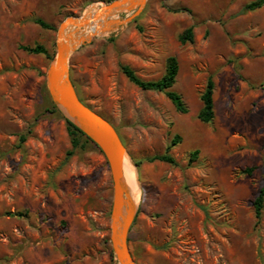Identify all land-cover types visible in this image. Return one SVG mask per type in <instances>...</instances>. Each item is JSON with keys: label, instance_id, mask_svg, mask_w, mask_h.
<instances>
[{"label": "rangeland", "instance_id": "obj_1", "mask_svg": "<svg viewBox=\"0 0 264 264\" xmlns=\"http://www.w3.org/2000/svg\"><path fill=\"white\" fill-rule=\"evenodd\" d=\"M109 1L0 0V264H118L108 165L90 144L72 148L45 79L59 23ZM252 1L145 0L69 56L78 97L111 123L132 169L136 264H264V195L258 220L252 206L264 190V5L245 10ZM188 28L191 40L180 41ZM36 44L51 58L20 48ZM170 56L184 114L120 69L155 81ZM208 77L214 117L202 123ZM162 154L174 163L151 160Z\"/></svg>", "mask_w": 264, "mask_h": 264}, {"label": "water", "instance_id": "obj_2", "mask_svg": "<svg viewBox=\"0 0 264 264\" xmlns=\"http://www.w3.org/2000/svg\"><path fill=\"white\" fill-rule=\"evenodd\" d=\"M144 2L111 0L90 5L87 12L79 16L63 19L57 27L55 56L45 74L47 92L53 105L99 149L108 165L112 189L109 242L118 264H136L127 245V234L135 211L127 200L122 183L121 163L125 148L111 123L79 100L69 76L68 59L93 37L111 33L127 24L140 12ZM124 12L132 14L117 17ZM87 28L92 31L86 33Z\"/></svg>", "mask_w": 264, "mask_h": 264}, {"label": "trees", "instance_id": "obj_3", "mask_svg": "<svg viewBox=\"0 0 264 264\" xmlns=\"http://www.w3.org/2000/svg\"><path fill=\"white\" fill-rule=\"evenodd\" d=\"M262 5H264V0H254L250 3H247L244 8L245 10H255V9L260 8ZM34 23L45 29L52 28L51 25H49L48 23L44 22L43 20L39 18L34 19ZM191 37H192L191 29L188 28L180 36V41L183 42L185 40H191ZM20 48L28 53L47 55L46 49L42 45H39V44H36L33 46H21ZM48 58L50 59L51 57H48ZM120 69L122 73L124 74V76L138 88L143 89V90H153V91L162 92L165 95V97L171 102V104L174 106L177 112L182 113V114L187 113V108L185 106V103L181 95L171 90L172 84L174 83L175 78L178 73V61L175 57L170 56L166 59L165 71L163 75L158 80H155V81L140 79L139 77L135 75L134 71L126 65H122ZM213 91H214V83L212 79L208 77L199 95V98L201 101V107L197 113V118L202 123H209L212 121L214 117ZM79 100L82 102L80 98ZM51 104L55 108L52 102ZM66 123H67V132L70 136L72 148H76L78 145H82L85 143V144H90L91 146L99 150L68 119H66ZM177 141H178V138L175 137L172 140L171 145H174ZM195 154H196V151L192 152V156H195ZM151 160H159L162 162L174 163V160L167 154L153 156ZM242 172L249 174L251 172V168H246ZM263 195H264V190L263 188H260L252 202V206L254 209V216L257 220L261 216V210L263 207Z\"/></svg>", "mask_w": 264, "mask_h": 264}, {"label": "bare ground", "instance_id": "obj_4", "mask_svg": "<svg viewBox=\"0 0 264 264\" xmlns=\"http://www.w3.org/2000/svg\"><path fill=\"white\" fill-rule=\"evenodd\" d=\"M139 2H144L145 0H137ZM95 5V4H93ZM87 7L84 11L83 14L87 12ZM96 27V24H95ZM92 30L90 28H87L86 33L91 32ZM121 173H122V183L124 184L125 192H126V197L129 202H131L133 210L135 209L136 201H135V195L136 194V186H135V181H134V176L132 173V169L130 166V163L128 160L125 158V155L122 158V163H121Z\"/></svg>", "mask_w": 264, "mask_h": 264}]
</instances>
